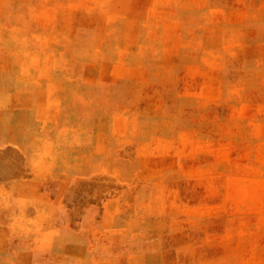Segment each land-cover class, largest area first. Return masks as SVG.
<instances>
[{
	"label": "rangeland",
	"instance_id": "374dc122",
	"mask_svg": "<svg viewBox=\"0 0 264 264\" xmlns=\"http://www.w3.org/2000/svg\"><path fill=\"white\" fill-rule=\"evenodd\" d=\"M0 264H264V0H0Z\"/></svg>",
	"mask_w": 264,
	"mask_h": 264
}]
</instances>
